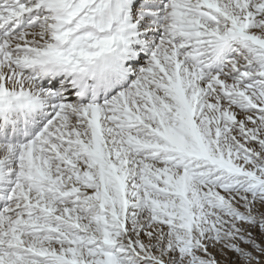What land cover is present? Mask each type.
<instances>
[{
  "label": "snow or ice",
  "instance_id": "6c2138e0",
  "mask_svg": "<svg viewBox=\"0 0 264 264\" xmlns=\"http://www.w3.org/2000/svg\"><path fill=\"white\" fill-rule=\"evenodd\" d=\"M0 264H264V0H0Z\"/></svg>",
  "mask_w": 264,
  "mask_h": 264
},
{
  "label": "rangeland",
  "instance_id": "374dc122",
  "mask_svg": "<svg viewBox=\"0 0 264 264\" xmlns=\"http://www.w3.org/2000/svg\"><path fill=\"white\" fill-rule=\"evenodd\" d=\"M229 255H231V254H229ZM219 259H223V257H218Z\"/></svg>",
  "mask_w": 264,
  "mask_h": 264
}]
</instances>
